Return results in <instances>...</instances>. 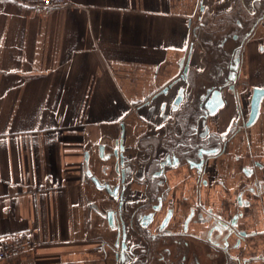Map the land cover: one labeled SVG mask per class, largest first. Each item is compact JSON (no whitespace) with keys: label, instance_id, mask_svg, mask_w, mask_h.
<instances>
[{"label":"crops","instance_id":"0c3cea01","mask_svg":"<svg viewBox=\"0 0 264 264\" xmlns=\"http://www.w3.org/2000/svg\"><path fill=\"white\" fill-rule=\"evenodd\" d=\"M186 54L184 69L199 76L209 112L218 91L224 100L199 124L200 142L209 132L227 134L226 148L213 141L197 175L201 204L215 213L227 206L228 219L242 211L248 231H264V99L253 124L230 130L239 105L248 121L253 90L264 89V0H67L52 10L0 0V238L30 232L34 240L0 264L135 261L128 247L115 246L106 218L115 201L91 177L104 181L111 163L100 146L112 150L124 125L120 170L130 189L145 188L139 179L150 142L177 129L175 110L168 122L159 119L160 102L179 87L185 97L192 92L180 80ZM235 62L238 95L220 87ZM183 175L172 184L180 199L195 185ZM240 196L251 205L240 207ZM258 244L232 264H264V238Z\"/></svg>","mask_w":264,"mask_h":264},{"label":"flooded vegetation","instance_id":"af4514ba","mask_svg":"<svg viewBox=\"0 0 264 264\" xmlns=\"http://www.w3.org/2000/svg\"><path fill=\"white\" fill-rule=\"evenodd\" d=\"M210 52L212 55L215 53L213 50ZM222 63L224 65L225 61L223 60ZM198 77L197 73L195 76L188 73L186 84L192 92L189 96H184L178 106L174 104L177 95L170 100L166 98L160 102L162 111L158 117L163 122H168L167 113L177 107L175 110L177 115L174 118L177 129L173 133L167 130L164 136L158 133L153 138H161V141L155 143V139H152L150 142L148 157L142 163L143 177L139 179V183L144 184L145 188L141 191L132 190L126 185L125 179L124 182L119 180V197L116 201L112 200L115 201L117 208L115 210L116 247L121 252H126L125 248L128 247V253L132 254L135 260L132 264H232L233 262L229 253L233 251V245L239 244L238 241L231 242L227 238V232L223 230V221L215 220L214 210L204 207L200 201V184L197 175H200L199 170L202 169L201 161L206 162L212 158L213 141L226 142L227 134L218 137L219 135L209 132L204 136V143L200 142L201 116L209 112V107L203 103L198 89ZM180 78L181 82L185 81L184 77ZM242 114L243 107L239 105V114L230 130L245 125L246 121ZM188 122L191 126L187 128ZM170 135L178 141L168 140ZM222 137L225 139L222 140ZM155 174L160 175L162 181L155 180ZM182 174L195 181L189 197L184 199L177 197V189L172 187L175 179L180 178ZM108 199L112 197L109 196ZM128 208H131V211H127ZM205 217L208 221L203 225L201 220ZM217 230H221L223 234H219Z\"/></svg>","mask_w":264,"mask_h":264},{"label":"water","instance_id":"95a60500","mask_svg":"<svg viewBox=\"0 0 264 264\" xmlns=\"http://www.w3.org/2000/svg\"><path fill=\"white\" fill-rule=\"evenodd\" d=\"M232 64V65H231ZM231 66H229L230 69V74H227V76L225 78L222 79V85H220L221 88L223 87H229L230 91H232V93L234 95H238L235 86L232 85V82L235 81V71L236 69V65L237 62H235V64L233 65V63H230ZM183 66V61H181L180 63V67L182 68ZM188 69H189V65L185 67V69L182 72V76L184 77V79L186 80V82H188L186 76L188 75ZM226 73H224V70H222V74L219 76V79L221 77H223ZM181 79V78H180ZM179 83V80H175L173 81V83H171L170 85H168L167 87V91L173 87H176ZM185 87H179L178 89V94L177 97L174 101V104L176 106H178L179 104H181V102L183 101L184 98V92H185ZM166 91V92H167ZM216 95L218 96L215 99V106H214V110H211L209 113V115L214 116L218 109L220 107L223 106L224 104V100L222 97H220L221 93L220 91H218L216 93ZM222 98V99H221ZM264 99V89L261 88H255L253 90V95H252V99H251V110H250V117L248 119V121H246L245 126H249L251 124H253L258 116H259V112H260V106L261 103ZM177 107L174 108V110H176ZM206 113V114H208ZM233 133H235L236 130H232ZM218 136V135H217ZM225 137H222V140H224ZM225 142H223V150L226 148V144L224 145ZM125 126L122 125V131L120 133V136L118 138L115 139L112 150L105 152V145L101 144L100 146V153H101V157L102 159L107 163H111V165L107 164L104 167V174H105V178L104 181H101L100 179H98L95 176L91 177V181H93V183L96 185V187L99 190L105 191L106 193V199H108L109 196L112 197V199L109 200H117L118 199V193H119V189L120 186L119 185H113L112 184V179L114 178L115 180H121V182H124V178H123V174L121 173L120 167L124 165L125 163V157H124V151H125ZM112 162H114V166L112 165ZM207 165V161L205 162V160L201 161L200 166L202 167V169L204 168V166ZM199 166V167H200ZM205 169V168H204ZM246 173H248L247 175H249V177L255 175V170L254 169H248L247 171H245ZM255 182H259L258 180H256ZM253 190V189H252ZM107 201V200H106ZM245 206H250V202H246L243 203L242 202V196L239 197V205L240 207L242 205ZM231 210L230 208H228L227 206L223 205V207L220 209V212L215 213V220H219L220 222L224 223V231H226L227 233V238H229L231 240V242H235L234 240H237L239 244L233 245V250H237V253L233 254L232 252L229 253L231 259L233 260H237V261H241V256L244 255V251L245 250H255V248L257 249L259 246L258 242L260 239L264 238V231H260V230H254V231H248L246 225H244V221L242 222V220L245 218V214L242 211H238L233 217H231L228 221H227V217L230 214ZM116 212L115 210L110 209L107 212L106 218L109 222V226L112 229V231H116L117 228L115 227V223H116V218H115ZM229 217V216H228ZM227 218V219H226ZM226 219V220H224ZM208 219L205 217L201 220V223L204 225L205 223H207ZM144 227H146L147 225H143ZM219 234H223V232H221V230H217ZM233 240V241H232ZM117 242V241H116ZM115 246H117V243H115ZM245 263H247V260H244Z\"/></svg>","mask_w":264,"mask_h":264},{"label":"built area","instance_id":"2783aa9c","mask_svg":"<svg viewBox=\"0 0 264 264\" xmlns=\"http://www.w3.org/2000/svg\"><path fill=\"white\" fill-rule=\"evenodd\" d=\"M17 3L34 6L41 9H56L64 7L67 0H12ZM34 246V240L30 232H20L0 238V261L11 255L27 251Z\"/></svg>","mask_w":264,"mask_h":264},{"label":"rangeland","instance_id":"374dc122","mask_svg":"<svg viewBox=\"0 0 264 264\" xmlns=\"http://www.w3.org/2000/svg\"><path fill=\"white\" fill-rule=\"evenodd\" d=\"M196 33H197V30H196ZM195 39V42H196V40H197V38H194ZM219 53H221V52H216V54L214 55V56H216L217 54L220 56V54ZM197 54V53H196ZM186 60H187V54L184 56V61H183V63L184 62H186ZM221 65H222V63H220ZM182 70V69H181ZM183 72V71H182Z\"/></svg>","mask_w":264,"mask_h":264}]
</instances>
